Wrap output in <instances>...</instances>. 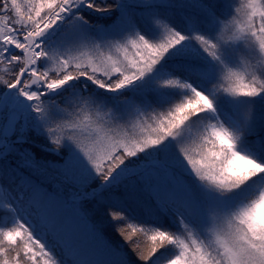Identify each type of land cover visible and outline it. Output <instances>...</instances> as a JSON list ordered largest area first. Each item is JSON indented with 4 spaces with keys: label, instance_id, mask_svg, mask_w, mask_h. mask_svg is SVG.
Instances as JSON below:
<instances>
[{
    "label": "snow or ice",
    "instance_id": "1",
    "mask_svg": "<svg viewBox=\"0 0 264 264\" xmlns=\"http://www.w3.org/2000/svg\"><path fill=\"white\" fill-rule=\"evenodd\" d=\"M5 176L0 264H264V0H0Z\"/></svg>",
    "mask_w": 264,
    "mask_h": 264
},
{
    "label": "trees",
    "instance_id": "2",
    "mask_svg": "<svg viewBox=\"0 0 264 264\" xmlns=\"http://www.w3.org/2000/svg\"><path fill=\"white\" fill-rule=\"evenodd\" d=\"M0 183H3L6 186V182L3 179L0 180ZM86 207L91 208V205L86 204ZM0 215H3V214H0ZM93 219L99 222L100 227L102 228V231H103V235L109 242H111L114 245H119L123 243L120 236L115 232L114 228L112 227V223L108 220L106 216H102L100 213H96ZM124 251L128 254L129 259L132 260L135 264L136 257H135V254L132 253L131 249L125 246Z\"/></svg>",
    "mask_w": 264,
    "mask_h": 264
},
{
    "label": "rangeland",
    "instance_id": "3",
    "mask_svg": "<svg viewBox=\"0 0 264 264\" xmlns=\"http://www.w3.org/2000/svg\"><path fill=\"white\" fill-rule=\"evenodd\" d=\"M183 13H184V10H177V12H176L174 18L177 19V20H179V19L182 17ZM244 58H246V57H244ZM17 159H18V158H17ZM21 171H23V172L25 173V175L28 174V170L21 169ZM33 179L36 180L37 182H39L41 179H43V177H40V176L34 175V176H33ZM3 180L6 182V186H11V187H13V188L15 187V185H12V184H11V182L9 181V179L7 178V176H5V177L3 178ZM13 194H15V192H14ZM57 251H59V249H57Z\"/></svg>",
    "mask_w": 264,
    "mask_h": 264
}]
</instances>
